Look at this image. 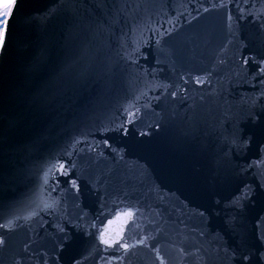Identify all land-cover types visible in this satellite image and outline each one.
Here are the masks:
<instances>
[{
    "label": "water",
    "instance_id": "1",
    "mask_svg": "<svg viewBox=\"0 0 264 264\" xmlns=\"http://www.w3.org/2000/svg\"><path fill=\"white\" fill-rule=\"evenodd\" d=\"M261 69L264 0H16L0 264H264Z\"/></svg>",
    "mask_w": 264,
    "mask_h": 264
},
{
    "label": "snow or ice",
    "instance_id": "2",
    "mask_svg": "<svg viewBox=\"0 0 264 264\" xmlns=\"http://www.w3.org/2000/svg\"><path fill=\"white\" fill-rule=\"evenodd\" d=\"M16 3V0H9V2L5 3L2 8H0V49L3 48V46L6 43L7 40V26H8V19L12 14V10L13 7ZM261 71H264V69H261ZM198 83H202V81H197ZM121 129L123 130V126H121ZM62 174H66L64 173V166L61 165L60 169ZM73 184H75V182H73ZM123 215H125L126 217H134L135 213L132 211H128L126 213H123ZM101 240L103 241V243H105L106 245L111 246L112 244L116 243V240L114 239H107L105 238L103 235L101 236ZM0 243H2V241H0ZM141 243H144L143 241H141ZM122 247L127 248L128 245L127 244H122ZM245 260L248 259V257H244Z\"/></svg>",
    "mask_w": 264,
    "mask_h": 264
},
{
    "label": "flooded vegetation",
    "instance_id": "3",
    "mask_svg": "<svg viewBox=\"0 0 264 264\" xmlns=\"http://www.w3.org/2000/svg\"><path fill=\"white\" fill-rule=\"evenodd\" d=\"M7 2H9V0H0V8H2V6Z\"/></svg>",
    "mask_w": 264,
    "mask_h": 264
}]
</instances>
